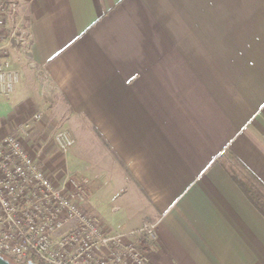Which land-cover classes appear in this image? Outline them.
Wrapping results in <instances>:
<instances>
[{"label": "crops", "instance_id": "obj_1", "mask_svg": "<svg viewBox=\"0 0 264 264\" xmlns=\"http://www.w3.org/2000/svg\"><path fill=\"white\" fill-rule=\"evenodd\" d=\"M19 1L0 140L30 123L31 157L106 227L157 223L153 264H264V218L220 162L264 184V0Z\"/></svg>", "mask_w": 264, "mask_h": 264}, {"label": "built area", "instance_id": "obj_2", "mask_svg": "<svg viewBox=\"0 0 264 264\" xmlns=\"http://www.w3.org/2000/svg\"><path fill=\"white\" fill-rule=\"evenodd\" d=\"M27 13L19 0H0V96L6 100L20 81L11 58L25 35ZM29 128L0 140V256L12 264H153L157 223L130 231L106 227L89 211L82 183L70 177L54 182L31 157L22 141ZM55 142L64 154L75 143L65 131Z\"/></svg>", "mask_w": 264, "mask_h": 264}, {"label": "trees", "instance_id": "obj_3", "mask_svg": "<svg viewBox=\"0 0 264 264\" xmlns=\"http://www.w3.org/2000/svg\"><path fill=\"white\" fill-rule=\"evenodd\" d=\"M220 162L231 179L264 218V184L230 152Z\"/></svg>", "mask_w": 264, "mask_h": 264}, {"label": "water", "instance_id": "obj_4", "mask_svg": "<svg viewBox=\"0 0 264 264\" xmlns=\"http://www.w3.org/2000/svg\"><path fill=\"white\" fill-rule=\"evenodd\" d=\"M0 264H12V263L4 259L2 256H0ZM31 264H34V263H31Z\"/></svg>", "mask_w": 264, "mask_h": 264}, {"label": "rangeland", "instance_id": "obj_5", "mask_svg": "<svg viewBox=\"0 0 264 264\" xmlns=\"http://www.w3.org/2000/svg\"><path fill=\"white\" fill-rule=\"evenodd\" d=\"M61 132V131H60ZM65 132H67V131H65ZM71 135V134H70ZM73 138V137H72Z\"/></svg>", "mask_w": 264, "mask_h": 264}]
</instances>
